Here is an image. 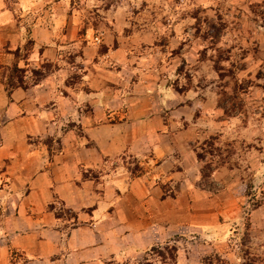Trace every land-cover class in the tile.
Returning <instances> with one entry per match:
<instances>
[{
    "label": "crops",
    "instance_id": "1",
    "mask_svg": "<svg viewBox=\"0 0 264 264\" xmlns=\"http://www.w3.org/2000/svg\"><path fill=\"white\" fill-rule=\"evenodd\" d=\"M8 1L0 0V68L13 63L24 70L23 86L6 90L0 82V128L14 130L13 138L0 140V264H16L11 252H19L24 264H117L180 228L223 229L225 219H210L221 201L213 205L196 184L199 165L183 137L189 128H178L172 118L162 121L156 98L147 103L151 95L123 88L124 72L110 85L109 69L96 68L104 54L97 57L79 43L97 28L106 48L110 28L117 33L137 12L116 9L117 2L104 8L102 0H77L95 7V29L89 21L82 31L73 20L81 7L70 10V0ZM41 14L47 16L38 23L27 21ZM28 39L25 56L14 57ZM68 55L83 57L76 77L69 75ZM43 62L52 68L33 80L28 67ZM19 129L40 136L54 130L56 149L36 145L20 154L21 141L14 138ZM122 157L143 167L132 172L116 163ZM194 212L203 220H191Z\"/></svg>",
    "mask_w": 264,
    "mask_h": 264
},
{
    "label": "rangeland",
    "instance_id": "2",
    "mask_svg": "<svg viewBox=\"0 0 264 264\" xmlns=\"http://www.w3.org/2000/svg\"><path fill=\"white\" fill-rule=\"evenodd\" d=\"M112 3L121 11L137 12L135 20L129 15L128 26L117 31L121 41L115 42L116 29L110 28L108 50L96 28L79 43L94 50L97 57L104 54L96 68L110 70V85L115 87V76L124 72L127 80L123 88L151 95L147 103L153 104L156 98L155 104L162 105V121L169 123L172 118L178 121V128H189L183 137L186 151L192 152L199 165L196 184L213 205L217 206L218 200L222 203L220 210L212 209L210 219L215 223L226 220L220 230L207 231L199 224L180 228L166 242L126 255L117 264L264 263V0H138L134 5L102 0L99 6L105 8ZM7 4L13 6V0ZM78 4L70 0V10H77ZM79 5L81 10L75 12L73 20L80 21L82 31L89 21L95 29V7L84 2ZM45 9L50 10L49 3ZM46 16L41 14L37 20L31 15L27 21L38 23ZM28 47L29 39L19 53L12 52L13 56L21 59ZM65 60L71 61L70 76L80 74L83 57L68 55ZM12 65L0 68V82L6 90L23 86L18 77L24 68L17 65L18 76L8 81ZM214 65L220 66L222 77H218ZM38 67H28L33 80L52 68V63L43 62ZM8 82L12 86L8 87ZM221 107L233 109L224 113ZM13 132L0 128V140L13 138ZM32 132L19 129V135L14 133L15 141H21L20 154L35 150L36 145L49 151L56 149V139L52 141L55 137L51 135L54 130L49 136ZM39 153L37 150L33 154ZM116 163L132 172L143 167L125 157ZM55 212L63 213L59 209ZM203 217L194 212L190 218L199 222ZM10 255L16 264L25 263L18 258L19 252Z\"/></svg>",
    "mask_w": 264,
    "mask_h": 264
},
{
    "label": "trees",
    "instance_id": "3",
    "mask_svg": "<svg viewBox=\"0 0 264 264\" xmlns=\"http://www.w3.org/2000/svg\"><path fill=\"white\" fill-rule=\"evenodd\" d=\"M215 37V36H214ZM212 38V37H211ZM214 69L218 72V77L220 78V77H222L223 76V74L220 72V66H217V65H214ZM18 70H19V68H17L16 67V65L15 64H13L12 66H11V68H10V70H9V74H8V81L10 80V79H12V77H14V76H18V74H16L17 72H18ZM39 76L41 75V73H39L38 74ZM19 78V81L21 80V77L19 76L18 77ZM8 87H10V86H12L11 85V83H9L8 82ZM19 85V84H18ZM239 91V90H238ZM219 102V101H218ZM238 106V104L235 106V107H237ZM234 107V106H233ZM222 108V110H223V112L224 113H229L233 108H224V107H221ZM198 155V154H197ZM198 159H199V156H198ZM201 175L204 177V174H203V172L201 173ZM205 176H207L206 174H205ZM248 226V225H247ZM170 258H171V260H173L174 258H173V256H170ZM140 264H148V262H143V263H140ZM242 264H264V263H262V262H258V263H256L255 262V260H251L250 262H243Z\"/></svg>",
    "mask_w": 264,
    "mask_h": 264
}]
</instances>
